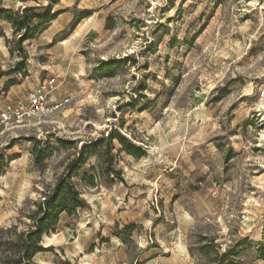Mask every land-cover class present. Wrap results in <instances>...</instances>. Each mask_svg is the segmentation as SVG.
Returning <instances> with one entry per match:
<instances>
[{
    "label": "rangeland",
    "instance_id": "374dc122",
    "mask_svg": "<svg viewBox=\"0 0 264 264\" xmlns=\"http://www.w3.org/2000/svg\"><path fill=\"white\" fill-rule=\"evenodd\" d=\"M0 9V110L50 76L72 97L0 134V229L26 230L68 177L83 207L37 264H264V0Z\"/></svg>",
    "mask_w": 264,
    "mask_h": 264
},
{
    "label": "trees",
    "instance_id": "16d2710c",
    "mask_svg": "<svg viewBox=\"0 0 264 264\" xmlns=\"http://www.w3.org/2000/svg\"><path fill=\"white\" fill-rule=\"evenodd\" d=\"M5 11V9H0V12ZM25 13L26 8L21 11V16L14 15L13 17L14 19L17 17L16 20L22 23ZM50 19H54V16H51ZM13 22L10 21L14 26L15 22ZM27 27L28 23L25 25V29ZM26 39H28L26 34H21L17 40L18 46ZM117 140L124 151L135 155L134 152L137 148L133 144L121 136H118ZM96 145L97 143L89 147H83L77 162L82 163L83 154L85 156L90 155L88 151ZM36 202L34 203L36 211L29 217L32 224L26 230L19 231L17 225L0 229V264H37L33 259L35 255L43 251L41 239L56 224L59 214L62 212L70 214L76 208L83 207V201L69 183L68 177L58 183L51 193L46 194L42 200ZM3 236H5L4 239Z\"/></svg>",
    "mask_w": 264,
    "mask_h": 264
},
{
    "label": "built area",
    "instance_id": "2783aa9c",
    "mask_svg": "<svg viewBox=\"0 0 264 264\" xmlns=\"http://www.w3.org/2000/svg\"><path fill=\"white\" fill-rule=\"evenodd\" d=\"M56 89L57 80L50 76L28 89L24 98L4 105L0 110V134L23 127L29 120L49 118L61 111L72 97L55 99Z\"/></svg>",
    "mask_w": 264,
    "mask_h": 264
},
{
    "label": "bare ground",
    "instance_id": "6f19581e",
    "mask_svg": "<svg viewBox=\"0 0 264 264\" xmlns=\"http://www.w3.org/2000/svg\"><path fill=\"white\" fill-rule=\"evenodd\" d=\"M38 256H39V254L35 255V257H34V258H36V257H38ZM81 264H83V263H81Z\"/></svg>",
    "mask_w": 264,
    "mask_h": 264
}]
</instances>
